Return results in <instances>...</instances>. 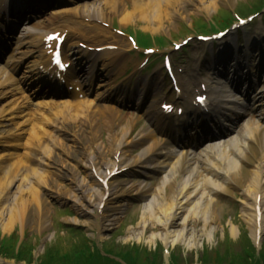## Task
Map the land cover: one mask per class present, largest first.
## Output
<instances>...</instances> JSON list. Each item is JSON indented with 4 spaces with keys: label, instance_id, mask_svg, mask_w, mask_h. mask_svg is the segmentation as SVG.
<instances>
[{
    "label": "bare ground",
    "instance_id": "obj_1",
    "mask_svg": "<svg viewBox=\"0 0 264 264\" xmlns=\"http://www.w3.org/2000/svg\"><path fill=\"white\" fill-rule=\"evenodd\" d=\"M4 1L2 0L1 3ZM13 1L9 0L10 3ZM57 1L63 2V0ZM130 1L133 5L137 2L143 5L149 3L150 0ZM234 1L198 0L197 13L209 14L212 9L215 11L219 9L216 3L229 5ZM42 2L43 0H35L32 5L43 7ZM97 2V4L91 3L90 5L87 3L69 5L47 11L42 18L38 17L39 20L33 24L36 33L28 41L29 47L33 49L29 53L34 55V52H37V54L26 66L29 75L24 72L22 74L28 84L33 79L37 81L43 79L42 82L49 83L39 73V60L43 62V59H47L43 46L41 47V41L48 33L55 31L52 30L53 27L59 28L57 31L67 33L69 42L75 38L76 33L86 38L90 35L94 42L100 43L99 46L104 49L101 54L95 55L89 53L88 50L76 49V53L81 55L80 59H76L78 60L76 64L80 68L85 60L95 61L90 71L95 68L97 62L106 63L103 61L104 57H108L107 60L110 63L103 65L106 69L109 65L120 66L117 56L123 61L128 50H131V44L123 43L120 49L116 43L109 42L110 40L118 42L121 39H118L110 28H103L101 23L109 22L105 16L107 10L116 11L118 6L126 3V0H98ZM168 3L175 11L159 10L158 16L154 15V23L147 24V31L152 33L163 31L167 25H162V22L179 19L187 11L186 0H171ZM19 11L22 13L23 8ZM5 12L6 10L2 13L0 11V16ZM35 12H29L28 15L33 17ZM66 16L69 17L66 23L73 31H67L65 25L56 24L59 19ZM129 16L130 14L127 13L122 15L121 25L128 24ZM77 17L79 21L74 20ZM108 26H111L110 22ZM262 28L263 26H259L258 30ZM231 36L233 38L229 35L228 41L223 40L218 43L214 54H211L210 58L207 56L205 61L197 65V74H200L202 69L207 72V77L199 82V88L194 87L195 91H192L190 87L195 80H191L186 82L181 93L189 97L194 92L193 99L197 95L205 94L210 102L208 114L213 107H222L226 109L228 116L236 117L235 109L246 113V110L250 108L255 116L249 118L234 136L222 138L217 142L212 140L198 148V151L186 148L174 151L166 142L156 139L150 132L139 133L137 131L133 135L136 118L126 117L117 112L115 108L100 105L98 102L101 99L100 95L87 100L63 99L46 103L50 117L48 118L43 113L42 126L38 127L36 121L26 127V138L18 143L21 150L15 156L0 152V169L5 168V172L0 174V220L3 219L6 225V227L3 225V229L9 228L15 221L25 223L33 215L42 213L44 204L37 198V187L39 184L46 185L52 182L55 184L54 178L59 176L73 183L68 196L72 195L80 205L77 210L81 214L84 213L88 227L93 230L97 228L98 232L109 229L118 220L119 213L125 207V196L135 188L134 184L129 183V174L141 175L147 169L155 168L161 173L155 188L145 182L137 184V190L145 202L140 207L139 221L135 229L131 231L132 237L141 240L146 228L152 226L155 229L152 232L155 233L148 235V242H154L158 238L164 242L165 247L169 246L167 243L173 245L181 242L186 248H194L198 245V240L203 233L207 235V238L211 237L216 214L221 213L220 196H232L238 192L242 198L241 217L253 240L261 242L260 236L264 232V75L260 81L258 93L252 98L251 94L247 100H243L236 95L231 97V89L227 83L229 79L225 80L223 72L231 66L230 71L236 74L237 79L241 77L249 79L256 75L259 64L261 69H264V61L261 64L260 59V53L264 56V51L262 47H259L261 42H264L263 31L262 33L257 32L245 45L240 44L239 36L234 34ZM209 46L213 52L214 42H211ZM91 47L88 46V48ZM234 51H237V55H234ZM254 51L257 53L259 51L258 59L255 57L250 64L249 55ZM232 56L234 62L230 61ZM256 60H259L257 65ZM245 69L249 72L241 73ZM116 71L118 69H112V72ZM83 73L87 75L88 72L83 71ZM95 76L92 74L91 78ZM161 80L157 75H153L148 79L149 92L139 94L138 97L135 94V97L138 100L136 103L138 106L146 105L151 97V102L144 113L147 112L156 128H167L177 123L175 119L164 116L160 110L163 102H159L160 96L156 92V85ZM200 84L205 85L204 92L200 90ZM184 102L185 107L189 106L187 100ZM83 104L88 111L73 110ZM101 109H105L106 112ZM55 120L57 127L60 125L58 129L66 133L56 135L51 132L50 126H53ZM224 120L226 122L222 124L227 125L228 119L224 118ZM200 124L193 122V126L197 125L196 128ZM33 127L35 131L32 130ZM103 132L107 133L105 139L107 144L102 141L101 133ZM137 145H139V150L131 154L128 151L129 148L137 147ZM66 147L70 149L67 150ZM56 149L59 152H55ZM41 152L46 154L44 169L38 166L44 165V162L42 164L35 162L37 153ZM62 152L69 153L70 161L66 162L61 158ZM172 152L175 153L170 157ZM166 154L169 156H165ZM80 168L84 169V175L78 174ZM115 172L116 174L113 175ZM13 186L17 189V193L14 199L6 204ZM5 187L8 189L4 191ZM93 212L101 218V223L97 226V223L89 216ZM190 220L192 222H189ZM199 220H202V224L198 226L200 232L196 233L192 224ZM230 224L232 225L229 229L231 236L236 237L237 230L232 223Z\"/></svg>",
    "mask_w": 264,
    "mask_h": 264
},
{
    "label": "rangeland",
    "instance_id": "obj_2",
    "mask_svg": "<svg viewBox=\"0 0 264 264\" xmlns=\"http://www.w3.org/2000/svg\"><path fill=\"white\" fill-rule=\"evenodd\" d=\"M97 1L98 0H87L86 2H79L72 5H81V3H87L88 5L91 3L97 4ZM154 1L156 0H150L149 3H144L143 5H141L139 2L133 5L130 0H126V3L122 6H118L116 11L111 12L110 10H107V14L105 16L111 24L110 27L108 26L109 22L102 23V27L110 28V31H112V33L117 38H124L125 41L129 35L137 41L135 33L137 34L138 32L146 33L151 35V37L157 38L159 35L163 37L161 41H158L159 43L162 42L163 48H159L157 46L159 44L158 42H156V45L154 43L152 44L151 47L154 48L155 53L149 57H153V60L145 68L141 69L139 66L140 61L142 60L140 58L142 55L140 49L137 52H131V55L128 56L130 59L137 61V64L134 65L139 71L136 79L139 78L140 84H142L144 80H146L156 71L159 72V76L157 75L158 77L162 76V63L160 62V58H162V56L165 54L171 57L178 80L180 82L185 84V82L191 79L193 80L195 76L198 75L196 73L198 70L197 65H200L203 61H205L207 56L210 58L211 54H214L217 49V44H214V51L212 52L209 49L211 46H209L210 42L205 43L196 39V36L199 33H206L203 30H199V26L202 25V23L199 22L200 19L205 23L210 22L212 25H215L218 24L220 20H222L223 15L225 16L224 19H227L231 15L232 19L235 18L231 21L230 26H232L233 22L236 20V15L240 17H246L247 15L251 14L249 13L243 15L239 12V10H245L248 8L251 10L252 7L258 5L262 0H235L229 5L216 3L217 9L219 7L218 10L216 9L217 11L212 9L209 14L203 13V15L197 13V7L199 5L198 0H186L185 7L187 11L184 12L179 19L175 18L169 22H162V25L166 24L167 28L163 31L152 33L147 31L146 26L147 24L152 25L154 23V15L158 16L159 10L165 12L168 10H171V12L175 11L169 6L168 2L171 0H159L155 3ZM214 12H216V15H214ZM125 13L130 14V19L128 24L123 26L120 23V18ZM212 16H216L214 21L215 23L209 21ZM74 20L79 21L80 19L77 17ZM192 22L193 27L199 30L198 32H194L192 28ZM249 23L250 24H247L248 26L246 25L247 28L245 27L244 30L241 29L238 32H235L234 30L231 32L230 37L233 38L231 34L239 36L240 44L242 45H245V43H247V41L255 36V34L259 31H261V33L263 31L264 38V13L258 15L257 17H253ZM259 26H263L262 30H258ZM119 31H122L123 33L126 32L127 35L123 36L122 34H118ZM186 39H188V41L178 50L174 49V44L182 43V41ZM223 40L228 41L229 36H226ZM109 42L116 43V45H123V42L121 41L116 42L110 40ZM261 45L264 47V42H261ZM252 50H254V48ZM255 54L256 51L252 52V57H254ZM125 66L126 65L124 64L122 70L119 72L125 70ZM202 73H205V71ZM132 74H135V72L129 75ZM123 76L124 74L121 75V77ZM130 78L131 76L129 79ZM128 83H130V81H127V84ZM183 84L181 85L182 87H184ZM195 85L199 87L198 83ZM108 89L110 90L109 86H106L100 91H106ZM168 90V82H161L158 92L163 95L165 99L173 101L174 96ZM104 102L108 104V106L111 104L106 101ZM121 113L125 114L124 111H121ZM137 117L138 120H136L133 125V135H135V133L142 128L146 129L148 127V122L145 120L143 115L137 114ZM240 128H242V126L236 128V131H238ZM52 130L56 135H59V133H66L57 130V128H53ZM101 135L102 141L105 143L107 133L103 132ZM68 146H70V144ZM68 149L70 148H67V150ZM138 150L139 146L137 145V147L131 146L128 151L133 154ZM54 151L59 152L58 149ZM61 154V158L63 160L66 162L70 161V159H68L69 153L62 152ZM45 157L46 154H44V152H41L40 154L37 153L36 155L38 162L41 164L44 162ZM45 165L46 164L44 162V165L42 164L38 166L44 169ZM1 172L4 173L5 171L1 170ZM84 173V169L80 168L78 170L79 175H84ZM158 178L159 175L156 174V171H154L153 174H146L144 176L129 174V183L134 184L133 186L135 188L131 189L125 196V207L123 211L119 213V218L115 224L109 229L100 232L96 230L97 228L93 230L88 227L84 213L81 214L80 211L77 210L78 206L80 205H78L77 201L73 199L72 195L68 196V193L71 191L73 186V183L70 180L63 179L61 176H59L54 178L55 184H53V182L46 185L39 184L37 187V198L44 204L42 213L33 215L29 218V220H26L25 223L19 220L15 221L7 229H3L5 221H3V219L0 220V264H40L42 260L48 259L47 257L51 252L55 253L54 255L57 257H62V252L76 250L77 247L83 245V241L89 242V244L90 242L95 244L99 249H101L102 254L106 249L112 253H115L119 250L122 252H126L127 250H136L132 258L134 264H145L146 260L152 262L153 264H161V260H163V250L165 249L170 250V255L178 256L173 264H203L201 257L209 258L207 261H204V264H218L219 262H222V264H228L229 262L230 264H234L236 260L239 261L242 258L244 259V256L246 255L245 252L248 249L251 250L255 242L251 237L249 229L247 228L243 218L241 217L242 198L238 192H235L232 196H220L221 213L216 214L214 219L215 225L211 231V237L207 238V235L203 233V235L200 236V239L198 240V245L194 248H186L183 246V244H181V242L175 243L173 245L167 243L169 245L167 248L163 245L164 242L158 238H156L154 242H148V235L155 233L152 232L155 231L152 226L150 228H146V230L143 232V237L141 240L137 239L136 237H132L131 231L135 229L136 223L139 221V217L141 215L140 207H142L143 203L145 202L141 198L139 190H137V184L145 182L147 184H151V186L155 188ZM14 187L15 186L11 187V189L9 188L10 192L8 194L7 201L5 202L6 204L8 201H12L15 194L17 193V189H14ZM7 189L8 188L5 187L4 191ZM89 216L97 223L96 226L101 223V218L97 213H90ZM189 222L192 221L190 220ZM230 223H232L237 230L236 237L231 236L229 229L232 225ZM201 224L202 220L193 222L192 225L196 230V233L200 232L198 226ZM4 226L6 227V225ZM14 237H20V241H24V243L21 244L18 242L19 254L16 256L15 246L12 241ZM260 237L261 242H259L260 244L258 243L256 245L258 246L256 248L258 251L261 250V252H263L264 232ZM248 242L252 243V247H249ZM164 254L167 256L166 252H164ZM229 259L231 260L229 261ZM133 263L130 261L126 262V264ZM165 264H171V256L166 260Z\"/></svg>",
    "mask_w": 264,
    "mask_h": 264
},
{
    "label": "trees",
    "instance_id": "obj_3",
    "mask_svg": "<svg viewBox=\"0 0 264 264\" xmlns=\"http://www.w3.org/2000/svg\"><path fill=\"white\" fill-rule=\"evenodd\" d=\"M85 243L86 242L83 241V244ZM248 244L250 245V242H248ZM121 252L122 251L119 250L115 254L122 256ZM135 252L136 250H127L124 256L122 257L123 259H131L134 256ZM54 254L55 253L51 252L47 257L48 259L42 260L41 264H118L116 263V261L112 259L103 257L98 252L95 253L90 252L89 250H87V248L70 251L66 254L67 255L66 257L63 256L57 257ZM208 259L209 258H202L203 261H207ZM241 263L249 264V260L246 258V256H244V259L239 260V262L236 260L234 264H241ZM262 264H264V262Z\"/></svg>",
    "mask_w": 264,
    "mask_h": 264
},
{
    "label": "snow or ice",
    "instance_id": "obj_4",
    "mask_svg": "<svg viewBox=\"0 0 264 264\" xmlns=\"http://www.w3.org/2000/svg\"><path fill=\"white\" fill-rule=\"evenodd\" d=\"M56 62H57V63L60 62V61H59V53H56ZM197 99H198L199 101L203 102V98H202V97H198ZM165 107H166V109H167V108H169L170 106H167V105H166Z\"/></svg>",
    "mask_w": 264,
    "mask_h": 264
}]
</instances>
